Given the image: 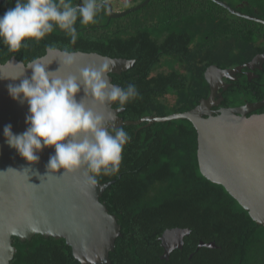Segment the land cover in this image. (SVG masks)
<instances>
[{"label": "trees", "instance_id": "trees-1", "mask_svg": "<svg viewBox=\"0 0 264 264\" xmlns=\"http://www.w3.org/2000/svg\"><path fill=\"white\" fill-rule=\"evenodd\" d=\"M143 2L144 0H132ZM264 20V0H222ZM15 0L0 3V15ZM78 39L56 29L29 47L9 52L0 43V62L12 56L31 61L48 48L98 52L135 59L113 82L134 83L140 98L120 113L124 120L185 112L210 95L205 77L213 64L234 68L264 53V23L239 16L214 0H150L120 17L108 11L98 22L77 23ZM231 105L264 99V71L257 81H233ZM117 107V104H114ZM264 110V108H262ZM130 135L118 173L97 177L113 181L101 201L117 216L122 235L110 253L111 264H264V225L258 224L224 185L208 179L198 158V131L189 119L122 125ZM189 228L182 248L162 258L161 236ZM215 242V247L200 243ZM11 264H83L64 238L36 234L21 241Z\"/></svg>", "mask_w": 264, "mask_h": 264}, {"label": "water", "instance_id": "water-1", "mask_svg": "<svg viewBox=\"0 0 264 264\" xmlns=\"http://www.w3.org/2000/svg\"><path fill=\"white\" fill-rule=\"evenodd\" d=\"M149 1L144 0L121 12H115L109 3L110 16H123ZM214 1L239 16L264 23L263 19L240 12L222 0ZM61 50L48 48L47 53L38 58L46 64L54 60L48 65V70L55 71L60 67L58 60ZM76 53L77 63L70 67L61 65L57 75L78 74L81 67L99 65L107 58L115 62V68L108 76L111 83L116 84L111 74H120L135 64V59L111 57L98 52L77 50ZM26 64L15 56L5 63L0 62V264H11L14 259L17 252L13 244L15 236L26 241L36 234L66 239L74 256L83 264H111L110 253L115 249L117 238L122 235V226L101 197L113 181L89 185L85 182L83 169L64 173L65 170L61 168L59 172L50 173L46 165L50 156L55 154L54 146L38 152L39 161L29 162L6 142V125H12L14 134H21L29 127L26 123L29 114L27 101L22 103L13 99L7 87L9 84H19L24 76H31V69H26L24 73ZM263 66L264 53L234 68H221L216 64L209 66L205 77L210 84V95L202 98L191 110L167 116L124 120L120 116L124 108L116 112L115 102L102 105L86 97L85 103L102 114L110 128L113 113L116 127L144 121L152 124L189 119L198 131V158L202 173L208 179L224 185L251 217L264 225V112L248 115L250 111L263 107L264 99L238 107L214 109L223 99L219 90L227 88L225 78H234L244 67L262 69ZM15 77L19 78L13 79ZM82 96L81 92L77 98ZM33 227L35 231L30 230ZM13 230L19 235H12ZM190 231L189 228L179 227L165 230L161 236L164 247L162 258L169 259L174 249L182 248L184 237ZM203 245L215 247L216 243H200V246Z\"/></svg>", "mask_w": 264, "mask_h": 264}, {"label": "clouds", "instance_id": "clouds-1", "mask_svg": "<svg viewBox=\"0 0 264 264\" xmlns=\"http://www.w3.org/2000/svg\"><path fill=\"white\" fill-rule=\"evenodd\" d=\"M109 2L15 0L14 7L0 15V43L9 52H19L29 47L30 39L39 42L59 29L74 45L78 39L77 23L82 26L97 23L99 14L107 11ZM77 60L78 54L70 47L65 46L60 51V67L73 66ZM53 61L46 64L41 58H33L24 69V73L31 69V76H24L19 84L7 86L13 99L27 101L29 127L21 134H14L12 125H6V142L29 162L39 161L37 153L54 146L55 154L46 165L50 173L59 172L61 168L64 173L83 169L85 182L95 186L97 177L119 172L124 147L131 137L123 127L115 126V113L110 128L105 117L89 107L85 98L91 97L102 105L115 102L118 112L130 101L140 98V93L134 83L129 82L125 87L111 83L108 74L115 68V62L107 58L99 65L81 67L78 74L67 76L56 74L60 67L48 70ZM81 92L83 96L78 99ZM12 235L19 233L13 230Z\"/></svg>", "mask_w": 264, "mask_h": 264}, {"label": "flooded vegetation", "instance_id": "flooded-vegetation-1", "mask_svg": "<svg viewBox=\"0 0 264 264\" xmlns=\"http://www.w3.org/2000/svg\"><path fill=\"white\" fill-rule=\"evenodd\" d=\"M3 1V0H2ZM1 1V2H2ZM74 3H80L81 0H73ZM111 5H112V8L115 12H121L123 10H127L129 8H132L134 6H136L137 4L141 3V2H133L132 0H110ZM127 3V6H124V4ZM130 3V4H128ZM122 4V5H121ZM108 13H109V5H108V9H107ZM110 15V13H109ZM111 17V16H110ZM116 18V17H114ZM264 71V66L263 68H254V69H251L249 67H244L241 69L240 72L236 73L234 75V78H225V82L228 84L227 85V88L226 89H220L219 91L223 94V99L221 100V103L218 107H215L214 109L215 110H218L220 108H227V107H238V106H242L244 104H247V103H251V102H257V101H251V102H246L242 105H231L227 99V96L230 92V90H233V81H238L241 79L242 76H246L250 81H257L258 79L261 78V73ZM260 101V100H258ZM263 107L261 108H258L254 111H250L248 113V115H251L253 113H262L264 112V110H262Z\"/></svg>", "mask_w": 264, "mask_h": 264}, {"label": "rangeland", "instance_id": "rangeland-1", "mask_svg": "<svg viewBox=\"0 0 264 264\" xmlns=\"http://www.w3.org/2000/svg\"><path fill=\"white\" fill-rule=\"evenodd\" d=\"M127 4V3H126ZM128 4H130V3H128ZM122 5V4H121ZM125 5V4H124Z\"/></svg>", "mask_w": 264, "mask_h": 264}]
</instances>
